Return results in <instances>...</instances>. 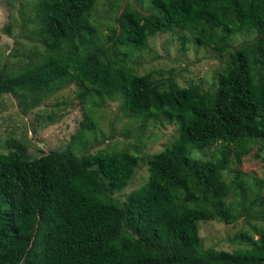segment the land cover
<instances>
[{
	"label": "trees",
	"instance_id": "trees-1",
	"mask_svg": "<svg viewBox=\"0 0 264 264\" xmlns=\"http://www.w3.org/2000/svg\"><path fill=\"white\" fill-rule=\"evenodd\" d=\"M96 3L34 0L42 50L16 72L0 56V95L18 92L32 107L74 76L81 96L118 92L124 111L175 120L179 134L149 156L146 182L126 201L112 193L128 184L138 156L69 146L30 158L9 141L0 150V264H264L259 187L250 190L241 172L231 183L222 178L228 148L211 160L190 153L198 142L264 137V0L127 1L106 42L92 18ZM174 28L228 56L211 87L179 86L173 74L155 79L127 65L149 36ZM242 32L254 35L234 45ZM83 125L92 126L88 115ZM240 216L255 233L240 229L231 251L203 247L199 222Z\"/></svg>",
	"mask_w": 264,
	"mask_h": 264
},
{
	"label": "rangeland",
	"instance_id": "rangeland-1",
	"mask_svg": "<svg viewBox=\"0 0 264 264\" xmlns=\"http://www.w3.org/2000/svg\"><path fill=\"white\" fill-rule=\"evenodd\" d=\"M127 1L136 0H97L92 18L105 42L112 27L118 26L116 19ZM33 4L34 0H0V56L6 72H16L18 66L32 63L35 60L32 51L42 50L40 39L32 32L36 23ZM253 35L242 32L234 35L231 42L237 45L250 40ZM227 58L223 52L198 44L188 31L174 28L149 36L145 46L130 54L126 63L138 74L152 72L155 79L173 74L179 86L194 84L208 88L216 82L217 72L226 64ZM80 85L71 76L32 107L26 106L18 92L1 94L0 150L6 152L10 148L9 141L14 140L23 145L30 158L69 146L78 149L80 154L105 150L136 155L138 164L128 184L112 193L113 197L126 201L131 190L146 182L149 156L170 146L178 136V123L124 111L118 92L96 95L88 91L81 96ZM86 115L92 126L84 129ZM227 148L230 153L222 178L231 183L241 172L250 184V190L259 187L264 196V137H243L232 145L198 142L190 146V153L196 159L211 160L221 158ZM24 151L21 153L25 154ZM243 220L240 216L229 224L214 220L199 222L203 247L229 251L237 248L238 244L229 240L240 229H250V224ZM251 224L258 226L260 223L251 221ZM251 232L255 233V230Z\"/></svg>",
	"mask_w": 264,
	"mask_h": 264
}]
</instances>
